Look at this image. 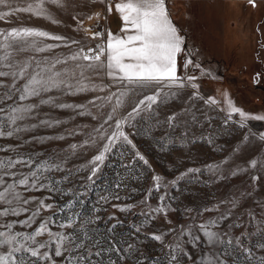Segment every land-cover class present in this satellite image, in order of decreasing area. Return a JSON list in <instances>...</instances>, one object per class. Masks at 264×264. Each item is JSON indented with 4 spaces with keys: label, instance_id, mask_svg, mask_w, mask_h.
I'll use <instances>...</instances> for the list:
<instances>
[{
    "label": "snow or ice",
    "instance_id": "6c2138e0",
    "mask_svg": "<svg viewBox=\"0 0 264 264\" xmlns=\"http://www.w3.org/2000/svg\"><path fill=\"white\" fill-rule=\"evenodd\" d=\"M87 2L106 3L107 12L113 11L112 0ZM249 3L255 6V0ZM78 4L79 0H0V22L13 24L0 27V140L18 142L0 144V152L9 154L0 156V264H264V201H254L259 212L256 208L244 210L227 225L225 222L241 207L238 197L199 209L186 208L185 214L191 223L170 226L159 232L146 231L156 216L163 217L168 225L173 223L168 219L169 213L175 211L168 202V192L164 191L152 206L153 191L161 192L169 183L175 186L187 177L199 180L202 175H208L211 179L205 183H211L212 179L224 180L249 169H264V157L250 158L246 168L230 166L226 172L223 166L229 163L227 159L207 164L204 169L189 167L170 182L153 174L149 178L151 187L136 204H112L121 213H130L135 207L143 206L139 215L146 217V221L132 223L130 227L136 234L150 236L158 244L156 255H150L117 231L118 226H124L125 220L114 214L106 218L97 214L107 211L103 205L121 200L118 191L105 189L97 194L90 212L81 210L86 204L81 197L88 196L90 186L96 184L110 156L118 153L122 161L126 155L124 149L128 147L134 158L151 168L133 139V130L141 125L145 126V133L160 127L173 132L181 129L182 144L196 143L199 138L192 135L189 139V133L198 122L199 109L193 111L195 106L190 102L204 98L194 82L196 76L178 75L177 57L181 53L189 57L184 62L185 69L189 65L201 66L194 64L191 54L186 52L185 38L172 22L166 0H119L115 3V11L123 27L120 34L106 30V39L105 29L97 31L84 27L85 20H99L100 12L86 14L81 11L70 17L75 24L72 31L83 32L82 39L26 23L37 18L53 25L65 24L57 14ZM89 35L91 40L98 42L93 45ZM57 49L67 51L57 52ZM189 87L193 90L186 98L189 106L166 111L180 91ZM89 93L95 95L87 97ZM81 95L87 97L86 102L63 101L64 96ZM226 102L228 120L234 114H238L241 121L264 120V115L253 116L234 106L230 99L226 98ZM205 103L213 106L218 102L209 98ZM43 108L70 110L73 119L90 117L98 123L91 126L86 139L69 144L66 149L49 153L21 152L25 144L65 140L67 136L82 134V130L89 127L78 125L66 134L24 139L22 133L66 123L51 118L49 112H42ZM204 115L209 119L206 113ZM240 126L245 127V124ZM205 139L212 143L211 139ZM259 139L264 141V134ZM243 140L247 141L248 136ZM88 148L97 150L85 164L68 166L72 157L83 154L82 150ZM121 166L131 169L132 161ZM82 171L87 175H79ZM130 178L140 181L142 175L132 174ZM128 179L120 176L115 188L126 187ZM259 179V176H252L251 187L255 188ZM66 184L70 186L65 187ZM132 191L139 190L133 188ZM43 192L58 194L60 200L53 201L49 195L47 200L53 202H46L45 197L35 195ZM247 195L251 196V192ZM66 196L70 198L65 201ZM223 205L229 207L221 211ZM53 209L52 216H43L44 211ZM205 213L219 215L197 223V217L203 218ZM102 220L106 224L113 220L115 223L101 231L95 225ZM241 228L243 231L236 234ZM187 245L195 249V254Z\"/></svg>",
    "mask_w": 264,
    "mask_h": 264
},
{
    "label": "rangeland",
    "instance_id": "374dc122",
    "mask_svg": "<svg viewBox=\"0 0 264 264\" xmlns=\"http://www.w3.org/2000/svg\"><path fill=\"white\" fill-rule=\"evenodd\" d=\"M119 0H112L113 11L111 14L107 12V4L88 3L87 0H79L78 6H74L63 13H58V17L66 21L65 24L53 25L48 21L32 18L26 23L30 26L42 27L44 30L52 31L57 34H65L74 36L76 39L84 38L83 32L76 33L72 29L75 27L74 22L70 19L72 15L83 11L86 14L92 12H100L99 20L93 18L85 20L84 27L91 22H100L105 29V39L107 31L114 21L118 13L115 11V3ZM169 15L180 30V34L185 38L184 48L187 53H190V58L194 64H199L201 67L196 68L189 65L187 69L184 67V62L188 56L181 53L177 60L178 75L180 76H196L194 81L199 86V94L204 99H193L190 103L194 105L193 111H197L198 122L193 126L189 133V139L195 135L199 139L196 143H181V129L175 132L167 130L163 127L151 130L149 133L143 131L144 125L134 131V142L137 148L146 156L151 168L144 165L143 162L134 158L132 150L128 147L124 149L126 155L121 158L119 154L109 157L106 166L103 168L102 174L94 186H90L87 197H81L86 200L84 212H90L92 205L95 204L97 194L108 189L112 192H119L121 200L111 201L110 204L103 205L107 211L97 213L102 217L115 215L125 220L124 226H118L117 231L130 238L131 242L137 243L150 255L158 254V244L152 241L150 236L144 234H136L134 229L130 227L132 223L139 224L146 221V217L139 215L143 206L135 207L130 213H121L117 208H113L112 204H136L140 201L145 191L151 187L150 177L153 174H159L165 178L166 182H170L180 173L184 172L189 167H199L204 169L207 164L218 163L225 159L229 161L225 164L224 170L231 167H247V161L250 158L264 157V141L259 139L261 134H264V120H247L241 121L238 114H234L230 120L227 118V105H224V111L217 100V104L208 106L205 100L210 97L208 93L212 92L215 87V81L219 76L236 79L240 86L246 87L255 98L264 100V0H255V6L249 3V0H166ZM89 22V23H88ZM15 23V22H14ZM70 25V26H69ZM13 24L0 22V27H11ZM88 39L94 45L97 40ZM57 52H66L67 49H57ZM203 70V71H202ZM229 75V76H228ZM234 80V81H236ZM193 90L185 88L180 91V95L175 98L167 107L166 111L179 110L182 106H189L186 103V98ZM95 95L94 93L87 94V97ZM104 95V93H100ZM85 95L77 97L64 96L63 101L67 103L86 102ZM215 99V98H214ZM261 112H255L256 115H264V103ZM241 110L245 111L243 104H237ZM42 112H49L51 118L66 121L56 128H40L35 132L22 133L24 139L30 140L32 136H56L58 134H66L67 131L76 128L78 125H89L88 128L82 130V134L76 136H67L65 140L49 141L46 144H25L21 152H44L49 153L53 150L66 149L69 144L80 143L87 138V132L91 130V126L98 121L91 120L90 117L77 116L73 119V113L70 110L48 109L43 108ZM209 119H205V114ZM247 113V112H246ZM163 119V115L160 117ZM210 120V122H209ZM225 121H227L225 123ZM244 123L245 127L240 124ZM203 127H200V125ZM111 130V129H110ZM127 131V129H126ZM248 136V140H243V137ZM205 137L211 139L209 144ZM18 143L15 140H0V144ZM236 149H240L239 152ZM96 148H88L82 150L83 154H77L72 157L69 167H80L85 164L86 160L90 159L95 153ZM9 155L8 153L0 152V156ZM132 161V168L126 169L122 167V163ZM119 174V176H118ZM132 174L142 175L140 181L132 180ZM79 175L86 176V172H80ZM259 176L256 181L255 188L252 176ZM120 176H127V186L122 189L115 188V182ZM211 178L208 175H202L199 180L194 177H187L180 181L175 186L169 183L166 189L161 192L153 191L150 203L155 206L157 198L167 191L169 194V203L175 211L169 213L168 219L173 223L168 225L163 217L156 216L154 222L147 225L146 231H163L170 226L178 224L191 223L192 221L185 214V209L191 207L193 209L202 208L204 205H212L220 200H228L238 197L241 202V207L235 210V214L230 221L236 220L244 210L256 208L254 201H264V169L252 170L249 169L245 173L238 176H228L224 180L212 179L211 183H205ZM78 182V181H77ZM69 187L70 185H64ZM139 191H132V189ZM83 191V189H81ZM251 192V196L247 193ZM107 194V193H105ZM32 195V193H28ZM37 196L45 197L46 202L60 200L58 194H49L47 192L35 193ZM52 195L53 201H48L47 197ZM70 197H64L63 200H68ZM63 202V201H61ZM229 206L223 205L221 211H225ZM150 211V209H149ZM55 209L52 211H44L43 216H52ZM195 215V212L192 213ZM219 213H205L204 217H197V223L203 222L209 216H216ZM23 219V217H21ZM247 219V217H244ZM39 222V221H38ZM115 223L109 221L107 224L102 220L95 227L105 231L107 227ZM35 227V225L33 226ZM53 230H56L53 227ZM31 231V229H27ZM243 231L237 229L236 234ZM251 231V228L249 229ZM42 237L41 239H46ZM171 239V237H168ZM187 239V238H185ZM187 249L195 254V249L191 245L186 246ZM113 258H116L115 256Z\"/></svg>",
    "mask_w": 264,
    "mask_h": 264
},
{
    "label": "crops",
    "instance_id": "0c3cea01",
    "mask_svg": "<svg viewBox=\"0 0 264 264\" xmlns=\"http://www.w3.org/2000/svg\"><path fill=\"white\" fill-rule=\"evenodd\" d=\"M166 6H167V2H166ZM171 20L174 23L172 18ZM122 27H123V22L118 14L116 16V20L109 29L113 34H120V30ZM178 58L179 56L177 57V60ZM234 80L236 79L232 80L230 76L229 77L226 76L223 78L219 76L218 80L216 79L215 81L214 90L208 93V95L210 97L217 99L222 108H224V105H227L226 102V98H227L230 99L233 105L236 107L237 104L239 103L243 104L245 112L253 116L256 115L255 112H257L258 110L260 111L258 113H262L261 112L262 106H260V104L264 103L263 97L262 99L257 97L255 98L250 92H248L246 87L240 86L239 83H237V80L236 81Z\"/></svg>",
    "mask_w": 264,
    "mask_h": 264
},
{
    "label": "bare ground",
    "instance_id": "6f19581e",
    "mask_svg": "<svg viewBox=\"0 0 264 264\" xmlns=\"http://www.w3.org/2000/svg\"><path fill=\"white\" fill-rule=\"evenodd\" d=\"M97 25H99V27H97ZM88 26L90 27V29L95 28V30H97V31H99L101 28L104 27L103 24L100 22H91Z\"/></svg>",
    "mask_w": 264,
    "mask_h": 264
}]
</instances>
